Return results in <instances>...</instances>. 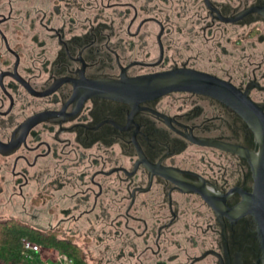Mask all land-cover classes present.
I'll return each mask as SVG.
<instances>
[{
    "label": "flooded vegetation",
    "instance_id": "1",
    "mask_svg": "<svg viewBox=\"0 0 264 264\" xmlns=\"http://www.w3.org/2000/svg\"><path fill=\"white\" fill-rule=\"evenodd\" d=\"M205 86L264 114V0H0V229L64 249L0 264H263L257 124Z\"/></svg>",
    "mask_w": 264,
    "mask_h": 264
},
{
    "label": "water",
    "instance_id": "2",
    "mask_svg": "<svg viewBox=\"0 0 264 264\" xmlns=\"http://www.w3.org/2000/svg\"><path fill=\"white\" fill-rule=\"evenodd\" d=\"M175 88V86H168L159 91ZM199 90L225 101L248 119L255 120L257 124L256 134L259 140V149L252 161L253 190L246 195L244 210L254 216L264 264V114L258 108H255L245 96L234 93L230 88L228 91H221L220 89L216 90L214 87L205 86L203 89L198 88Z\"/></svg>",
    "mask_w": 264,
    "mask_h": 264
},
{
    "label": "trees",
    "instance_id": "3",
    "mask_svg": "<svg viewBox=\"0 0 264 264\" xmlns=\"http://www.w3.org/2000/svg\"><path fill=\"white\" fill-rule=\"evenodd\" d=\"M22 237H27L36 243L43 245H53L64 250L62 245L57 243L51 244L38 236L32 235L29 230L23 227H4L0 229V251L3 252L5 260H11L15 262L17 259L25 258L22 253V245L20 243V239ZM77 263L78 261L76 260L75 264Z\"/></svg>",
    "mask_w": 264,
    "mask_h": 264
},
{
    "label": "built area",
    "instance_id": "4",
    "mask_svg": "<svg viewBox=\"0 0 264 264\" xmlns=\"http://www.w3.org/2000/svg\"><path fill=\"white\" fill-rule=\"evenodd\" d=\"M23 247L28 251L38 250L36 244H29L27 241L23 243ZM54 260L57 264H67L69 262L68 257L64 254L57 255L54 257Z\"/></svg>",
    "mask_w": 264,
    "mask_h": 264
},
{
    "label": "rangeland",
    "instance_id": "5",
    "mask_svg": "<svg viewBox=\"0 0 264 264\" xmlns=\"http://www.w3.org/2000/svg\"><path fill=\"white\" fill-rule=\"evenodd\" d=\"M47 264H57V263L54 261H48Z\"/></svg>",
    "mask_w": 264,
    "mask_h": 264
}]
</instances>
